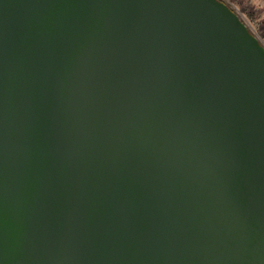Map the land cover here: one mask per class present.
Returning a JSON list of instances; mask_svg holds the SVG:
<instances>
[{
  "label": "water",
  "instance_id": "obj_1",
  "mask_svg": "<svg viewBox=\"0 0 264 264\" xmlns=\"http://www.w3.org/2000/svg\"><path fill=\"white\" fill-rule=\"evenodd\" d=\"M0 264H264V45L222 0H0Z\"/></svg>",
  "mask_w": 264,
  "mask_h": 264
},
{
  "label": "rangeland",
  "instance_id": "obj_2",
  "mask_svg": "<svg viewBox=\"0 0 264 264\" xmlns=\"http://www.w3.org/2000/svg\"><path fill=\"white\" fill-rule=\"evenodd\" d=\"M235 10L264 45V0H222Z\"/></svg>",
  "mask_w": 264,
  "mask_h": 264
}]
</instances>
